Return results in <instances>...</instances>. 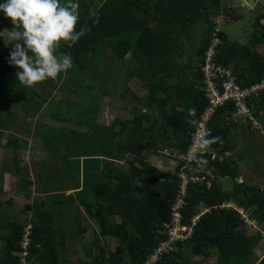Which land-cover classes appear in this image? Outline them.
I'll return each mask as SVG.
<instances>
[{
	"label": "trees",
	"instance_id": "16d2710c",
	"mask_svg": "<svg viewBox=\"0 0 264 264\" xmlns=\"http://www.w3.org/2000/svg\"><path fill=\"white\" fill-rule=\"evenodd\" d=\"M97 14L98 25L93 23L94 17H90L86 22L90 31L75 44L63 43L59 51L71 56L78 74L93 66L107 43L116 52L115 59L121 63H124L123 55L128 52L134 68L126 69L124 81L130 78L141 80L138 91L141 95H133L140 110L133 106L129 120L117 121L118 139L113 151L107 153L108 158L98 159L96 169L82 162L70 168L66 165L68 170H74L83 178L72 195L52 196L47 200L38 197L24 206L23 211H32L28 217L31 229L24 257L26 264H68L61 255L65 249L63 234L53 226L49 208L53 204L56 212L60 213L58 210L62 204H73L76 200L97 227L96 243L98 238L114 241L111 250L98 244L96 250H85L84 259L78 264H141L153 251L164 237L162 224L168 222L171 201L178 193L176 172L179 164L172 172H164L139 155L148 151L175 159V155L185 151L192 126L189 121L193 119L189 110H196V119L204 105L199 67L215 28L214 20L220 16L224 23L232 21L219 0H108ZM123 24L130 25V28L122 27ZM0 25L7 29L13 27L3 13H0ZM193 28L199 32L196 39L192 34ZM217 37L220 44L215 50L214 60L229 68L241 87L256 83L264 76V12L253 18L252 33L245 44L228 40L221 28ZM189 47L195 51L194 57L189 56L187 63L178 65L174 59L179 58L181 50ZM9 54L10 50L0 45V123L7 132L18 125L14 122L15 115L6 112L18 90L24 97L18 100L17 112L20 114L27 113L32 119L42 105L51 107L34 89H28L16 79L15 73L19 69L9 66ZM189 74L195 77L198 85L187 80ZM137 75L142 78L138 80ZM173 76L176 82L169 84L167 80ZM61 77L62 73L56 80L48 79L43 84L54 90ZM87 88L91 90L93 86L88 85ZM31 104V111H26ZM248 106L252 115L258 117L264 109V95L251 98ZM88 108L81 113H86ZM230 111L229 103L219 108L207 125L210 131L208 138L220 137L210 147L216 156L230 153L233 148L232 134L237 124L228 121ZM57 114L51 113L50 116L57 121L66 120ZM86 123V119L76 122L79 126H86ZM48 127L39 132L40 141L44 148L55 153L57 149L53 142L59 135H52ZM246 129H251L248 122ZM18 142L19 138L9 133L3 146L11 149L14 173L22 171L24 178L21 181L29 185L25 180L27 167H21L17 160ZM126 155L131 156L126 169L115 167L113 160ZM203 158L208 161L206 170L194 171L202 181L186 185L182 197L184 205L179 212L182 222L188 224L189 218L199 208L205 207L208 211L199 216L189 239L176 242L170 252L153 264H181L184 256L208 259L212 255L217 264H264V254L259 259L254 254L264 239L258 230L264 223V192L257 186L235 181V161L227 158L210 160L208 155H203ZM92 168L98 171V176L94 175ZM88 177L92 181H87ZM224 181L230 183L229 189H222ZM41 194L48 196L46 192ZM224 202H231L247 212L258 229H247L233 209L219 208ZM1 222L4 232L0 234V264H18L23 224L9 217ZM184 264L200 263L190 261Z\"/></svg>",
	"mask_w": 264,
	"mask_h": 264
},
{
	"label": "rangeland",
	"instance_id": "374dc122",
	"mask_svg": "<svg viewBox=\"0 0 264 264\" xmlns=\"http://www.w3.org/2000/svg\"><path fill=\"white\" fill-rule=\"evenodd\" d=\"M220 1L224 4L227 13L231 15L229 16L231 20L238 16L241 17L233 22L226 20L220 27L221 31L225 33L228 40L245 44L252 33L253 18L264 10V0H250L247 3L236 0V3L231 5L234 8L229 7L231 0ZM192 34L196 39L199 32L193 28ZM104 48L101 49L100 56L95 58L91 68L78 74L73 65L70 70L62 73L61 81L54 90L43 82L34 87H28L34 89L39 97L45 98L51 104V107L42 105L40 111L32 119L26 115L27 113L17 112L18 100L24 97L19 90L16 92L10 113L15 115L14 122L18 125L10 131L19 138L20 147H25L17 154L20 157L19 162L22 163L19 165L27 167L25 180L30 184L22 183L21 179L24 178L22 171L16 174L10 172L9 183L5 180L1 181L0 177V188L2 189L0 190V225L6 217L22 224L25 223L32 215V211L25 212L23 208L34 198L42 197L47 200L52 196L72 195L73 191L79 188L83 178L80 174L73 172L74 170L67 168L77 163L79 165L81 162L95 168L98 159L108 158L107 153L113 151V145L118 139L116 138L119 128L117 121L129 120L133 106L140 110L133 95L138 97L141 95V91H138L141 89L142 76L137 75L140 81L135 79L124 81V71L127 68L133 69L134 64L131 62L126 68L125 63L116 62V59L107 60L110 55L107 54V48ZM184 51L185 55L182 53L179 58L175 59L179 65L186 63L187 55L193 52L190 47L185 48ZM88 85H92L93 88L89 90ZM120 95L123 97L120 98ZM32 106L33 104L26 107V111H31ZM87 107L89 108L86 113L82 114L81 112ZM51 113H58L60 118L66 120L57 121L51 118ZM259 117L261 121L258 119V125L261 133L252 127L250 130H245L247 122L237 123L232 134L233 148L228 155L226 154V158L235 161L237 170L235 181L237 183L254 185L264 192V112ZM81 119L88 121L86 126L76 124ZM46 126H49L52 135H59L53 142L57 149L55 153L49 148H44L40 141L39 132L44 131ZM10 154H12L11 150ZM139 157L160 171L172 172L174 169L173 159L169 156L153 155L148 151H142ZM130 160L131 156L126 155L113 160V164L118 169L125 170L126 163ZM92 171L94 175H99L98 171L94 169ZM86 180L92 181L89 177ZM229 187L230 183L225 181L222 183V189L226 190ZM41 192H46L48 196L42 195ZM6 201L10 203L7 204ZM49 209L53 216V226L63 234L65 249L61 255L68 264H78L84 259V251L96 250L97 244L104 249L113 248L112 239L98 238L96 243L94 238L97 236V227L85 215L79 201L76 200L73 204H62L58 210L60 213L56 212L57 209L53 204ZM258 228L264 237V223ZM77 231L81 233L77 234ZM2 232L4 228L0 226V234ZM255 251L262 257L264 239ZM257 255L255 254V258L259 259L260 256ZM190 261H199L200 264H217L214 255L209 256L208 259L184 256L181 264L190 263Z\"/></svg>",
	"mask_w": 264,
	"mask_h": 264
},
{
	"label": "clouds",
	"instance_id": "9594fccd",
	"mask_svg": "<svg viewBox=\"0 0 264 264\" xmlns=\"http://www.w3.org/2000/svg\"><path fill=\"white\" fill-rule=\"evenodd\" d=\"M79 0H4L0 3V13L8 19L11 29L0 31V40L4 46L12 45L8 64L19 69L16 79L25 87H34L38 83L56 80L61 73L73 67L69 54L60 52L63 43L75 44L90 31L85 25L77 31L80 21ZM93 23L99 24L95 9H89ZM196 110H189L193 117L189 123L197 129L193 136L192 156L193 171L206 170L208 161L203 158L220 137L208 138L199 130V121L194 117Z\"/></svg>",
	"mask_w": 264,
	"mask_h": 264
},
{
	"label": "built area",
	"instance_id": "2783aa9c",
	"mask_svg": "<svg viewBox=\"0 0 264 264\" xmlns=\"http://www.w3.org/2000/svg\"><path fill=\"white\" fill-rule=\"evenodd\" d=\"M224 23L222 17H217L214 20L215 28L212 36L203 51V62L199 67L200 85L203 93L204 105L201 111L197 114L196 120L199 121V130L201 133L209 135L210 131L207 127L213 118L216 110L226 104H231V111L227 115V119L232 124L240 122H248L252 128H255L261 133L260 126L258 125L257 118L252 115V109L248 106L251 98H256L258 95H264V76L258 82L248 86L241 87L235 79L232 71L215 62V50L220 44V39L217 37L220 27ZM197 129L191 126L188 132V143L185 151L175 155L173 159V168L178 165L176 177L179 180L178 193L171 201L169 207L168 222L162 224L163 239L157 243L153 251L146 257L141 264H153L162 255L170 252L176 242H183L189 239L192 233V227L195 225L199 216L208 211V208L201 207L194 213L188 220V224L182 222L180 209L184 205L183 195L185 193L186 185L189 182H200L202 178L194 175V161L189 152L192 150L193 136ZM166 154V152L164 153ZM208 155L210 160L217 158L221 160L220 156H216L212 149H209L205 154ZM208 187V182H206ZM219 208L233 209L247 229H258L254 220L248 218L247 212L243 211L240 207L231 202L221 203ZM31 226L26 220L23 223L22 235L19 242L20 251L18 253V264H26L24 257L26 256V247L29 242Z\"/></svg>",
	"mask_w": 264,
	"mask_h": 264
},
{
	"label": "crops",
	"instance_id": "0c3cea01",
	"mask_svg": "<svg viewBox=\"0 0 264 264\" xmlns=\"http://www.w3.org/2000/svg\"><path fill=\"white\" fill-rule=\"evenodd\" d=\"M106 1H108V0H79V4H80V7H79V13H80V21H79V23H78V25H77V30L79 31L80 30V28L81 27H84L85 25H86V22L89 20V18L91 17L90 16V12H89V9H95V11L98 13L99 12V9H100V7H102V5L104 4V2H106ZM117 2L119 1V0H116ZM140 1H143V0H140ZM241 1H245L246 3L247 2H249L250 0H241ZM219 2H220V5L222 6V7H224V4H222V2L219 0ZM109 3H112V1H109ZM234 3H236V0H231V4L229 5V7L230 8H234V6H232L231 7V5L232 4H234ZM112 11V10H111ZM249 12V11H248ZM264 12V10L262 11V12H260V13H263ZM260 13H258V14H260ZM257 15V14H256ZM255 15V16H256ZM92 18V17H91ZM241 17H235V19L233 20L232 19V21L231 22H233V21H235V20H238V19H240ZM122 27H124V28H130V25H126V24H123L122 25ZM3 29H5L3 26H1L0 25V31H2ZM108 42H110V41H108ZM116 43V41H115V39H114V41H113V44H115ZM0 45H2V46H4V42H3V40H0ZM5 47V46H4ZM6 48H8L9 50H10V52H11V50H12V45H9L8 47H6ZM105 48H107V54H109L110 56H108V58H107V60L108 59H114L115 60V58H116V52H114V50H112V47L110 46V43H107L106 44V46H105ZM185 50V49H184ZM184 50H181L179 53V56H181L182 55V53H184ZM194 52L195 51H193L192 52V54H190V55H187V59H188V57L190 56V57H194ZM184 55H185V53H184ZM8 57L10 58V56L8 55ZM123 59H124V63H125V67L127 68L129 65H130V63L132 62V64H134L133 63V61H132V59H131V56L129 55V53L127 52V53H125L124 55H123ZM116 62H119L118 60H115ZM174 61H175V59H174ZM187 61H189V60H187ZM187 61H186V63H187ZM176 63L178 62V61H175ZM179 65V64H178ZM125 72V71H124ZM62 78V77H61ZM131 79V78H130ZM173 79V80H172ZM170 80H172V81H170ZM187 80L190 82V81H194L195 82V84L197 83V81L195 80V77L193 78V76H191L190 74L189 75H187ZM168 81V83L169 84H173L174 82H176V79H175V77L173 76V77H171L170 79H168L167 80ZM196 85H198V84H196ZM29 89V88H28ZM11 111V108H8V109H6V112H10ZM264 111H260L259 113H258V117L260 116V114L261 113H263ZM258 117H256L257 118V120L259 119L260 121H261V119H260V117L258 118ZM258 120V121H259ZM9 133H12V132H7V128H5L4 126H3V123H0V177H1V181H8V183H9V181L11 180V177H10V172H13L14 173V171H13V169H12V163H11V159H10V157H11V154H10V148H8V147H4L3 145L5 144V142H6V136L9 134ZM14 136H16L15 134H14ZM17 137V136H16ZM24 140V139H23ZM25 140H27V139H25ZM18 145H20V142H18ZM22 148H25V147H23L22 146ZM21 147L19 148V150L18 151H20L21 149H22ZM228 155V152H224L223 153V155L222 156H220V158H226V156ZM19 159H20V157H17V160L19 161ZM20 164H22L21 162H19ZM21 167H23L22 165H21ZM6 177H7V179H6ZM8 177H9V179H8ZM254 254H256L257 255V253H256V251L254 250ZM257 256H260V255H257ZM262 256H263V254H262ZM261 257V256H260ZM259 257V258H260Z\"/></svg>",
	"mask_w": 264,
	"mask_h": 264
}]
</instances>
